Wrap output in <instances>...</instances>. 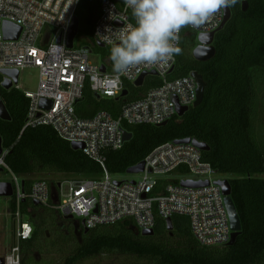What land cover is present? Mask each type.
I'll use <instances>...</instances> for the list:
<instances>
[{"label": "built area", "instance_id": "1", "mask_svg": "<svg viewBox=\"0 0 264 264\" xmlns=\"http://www.w3.org/2000/svg\"><path fill=\"white\" fill-rule=\"evenodd\" d=\"M81 0H0V69H20L33 65L39 70L37 90L23 92L29 99L23 128L49 126L57 136L67 142L80 143L81 151L101 168L94 178L72 177L57 183L52 197L46 180H34L28 192L20 188V180L3 161L0 168L11 176L15 211V238L4 264H21L19 243L30 239L33 223L20 211V203L28 198L39 205L58 210L64 216L82 220L87 229L98 225H112L131 221L138 230L153 229L157 218L164 224L174 215L186 216L194 239L202 246L226 245L231 230L224 207L220 186L209 176L216 172L203 160L201 152L192 143L167 141L154 147L140 162L143 170L136 179H117L105 164V152L119 150L126 140L124 132L133 125H160L176 114L179 106L191 107L196 99V82L191 73L169 80L168 72L174 67L175 55L160 63L145 64L129 70L127 75L117 74L106 62L93 64L89 54L96 43L110 48L119 31L133 23L131 10L124 0H101L94 21L92 40L86 45L66 46L67 34ZM223 19L221 9L199 27V33L215 31ZM18 25L21 30L16 39H7L3 23ZM181 36V32L179 34ZM61 42L57 43V37ZM105 71L100 70L101 66ZM147 75L141 86L135 81ZM1 82L3 81V75ZM148 76L160 80L144 92H137ZM0 82V85H1ZM88 84L92 94L104 99H123L116 117L99 110L89 118L81 117L76 106L83 99ZM13 88V87H12ZM18 89V83L14 85ZM123 90L127 94L120 97ZM134 91V92H133ZM134 93L136 99H125ZM41 99L50 101L49 108H40ZM116 99V100H118ZM174 172H186L190 179L171 180ZM208 181L199 187L183 186L182 181ZM162 181V182H161Z\"/></svg>", "mask_w": 264, "mask_h": 264}, {"label": "trees", "instance_id": "2", "mask_svg": "<svg viewBox=\"0 0 264 264\" xmlns=\"http://www.w3.org/2000/svg\"><path fill=\"white\" fill-rule=\"evenodd\" d=\"M100 1L81 0L79 3L76 12L79 45L92 40ZM246 1L245 11L241 0L229 7L230 18L215 33V55L208 61L199 62L192 56L197 45L196 31L189 26L181 29L178 44L181 51L175 54L174 67L167 79L198 72L206 83L202 102L189 107L183 116L175 115L165 125L128 126L131 139L121 149L105 152L108 171L125 174L159 144L186 138L205 142L209 148L201 152L203 160L209 162L214 171L232 176L228 179L231 197L241 221V232L235 243L202 246L192 236L188 218L174 215L172 231L166 230L164 222L157 218L154 234L142 236L133 222L120 221L98 225L86 233L80 231L79 239L68 240L70 244L59 249L52 244H59L56 239L63 235L54 233L59 229L54 230L56 217L51 213L44 218L41 214L40 221L34 224L32 236L22 244V258L24 254L29 257L26 262L23 259L22 264H36L32 253L65 254L62 262L44 258L37 264H80L83 260L106 255L132 257L134 264H264V178L259 177L264 173V156L252 137V83L255 73L264 69V0ZM130 18L134 23L132 15ZM92 50L102 53L104 58L110 54L108 47L94 45ZM1 79L0 75V82ZM159 83L155 76H148L136 91L144 92L150 85ZM0 97L11 117L9 121L0 119V136L3 149L7 151L3 161L12 173L19 177L47 172L82 178L100 175L101 168L94 160L81 150H73L70 143L59 138L51 127L23 128L29 99L22 91L14 87L4 90L0 86ZM83 97V103L78 104L76 110L85 118L99 110H106L116 117L123 102V99H97L88 84ZM136 97L132 93L125 100ZM22 179L26 193L34 180ZM28 203L32 205L28 199L20 203L22 213H26ZM9 210H15L12 200Z\"/></svg>", "mask_w": 264, "mask_h": 264}, {"label": "clouds", "instance_id": "3", "mask_svg": "<svg viewBox=\"0 0 264 264\" xmlns=\"http://www.w3.org/2000/svg\"><path fill=\"white\" fill-rule=\"evenodd\" d=\"M134 23L125 25L109 40L113 71L127 75L145 64L164 62L181 49V29L199 27L237 0H124Z\"/></svg>", "mask_w": 264, "mask_h": 264}, {"label": "rangeland", "instance_id": "4", "mask_svg": "<svg viewBox=\"0 0 264 264\" xmlns=\"http://www.w3.org/2000/svg\"><path fill=\"white\" fill-rule=\"evenodd\" d=\"M80 37H75V44L80 42ZM89 60L93 64H101V62L104 60V56L102 53L92 50V52L89 54ZM38 81H39V70L36 66L29 65L26 66L19 71L18 76V89L22 92H32L34 93L37 90L38 87ZM253 116H252V122H253V131H252V137L254 139V142L258 148V150L262 153L264 156V69L263 71H257L255 73V77L253 80ZM115 178L117 179H127L132 180L136 179L138 177L137 173H125V174H113ZM29 179L32 180H46L48 183H56L63 179H69L74 176H71L69 174H58V173H35L26 175ZM230 175L228 174H222L219 172L212 173L209 178L211 180H221V179H229ZM259 177L264 178V173L259 175ZM11 176L6 171L0 172V180L1 181H9ZM194 178L191 174H188L186 172H174L169 176V179L171 180H181V179H190ZM8 204H9V198L7 197H0V258H4L8 253L10 252L11 247L13 246L15 242V221L8 210ZM32 211L38 213L39 216L34 218L30 212H28V216H30V220L36 224L39 222V217L42 215L44 218L45 215L51 214L52 210L47 209L45 207L39 206L34 207L32 205H28ZM60 216L64 215L59 212ZM62 218H58L56 221V227L54 230L59 229V231H54L56 236H59V233H61L63 236H59L56 240H59L60 243L54 242L52 244V247L62 249L64 247H67L70 243L68 240H74L79 239L80 230H78V227L75 226L76 219H65L62 220ZM49 221V219H47ZM74 224V225H73ZM51 232V231H49ZM43 243V242H42ZM45 245V243H43ZM72 247V244L70 245ZM51 247V248H52ZM42 249V248H41ZM39 252V250H37ZM25 255V254H24ZM23 258L21 256V264L22 260L24 259V262H26L27 258H29L27 255ZM31 255V253H30ZM35 254L32 253V256ZM65 255V254H63ZM63 255H52L51 259L55 260V258H58L59 261L62 260L60 256ZM48 260V257H43ZM62 262V261H60ZM134 259L132 257L127 256H121V255H106V256H98L93 257L87 260H83L80 262V264H134ZM58 263V262H57Z\"/></svg>", "mask_w": 264, "mask_h": 264}, {"label": "water", "instance_id": "5", "mask_svg": "<svg viewBox=\"0 0 264 264\" xmlns=\"http://www.w3.org/2000/svg\"><path fill=\"white\" fill-rule=\"evenodd\" d=\"M241 5H242V10L245 11L247 9V1L246 0H241ZM223 10V19L222 22L220 23L219 27L210 33H199L197 34V45L193 48L192 50V56L195 60L199 62H205L210 60L211 58L214 57L215 55V48L213 46V40L215 33L219 30H221L225 23L228 21L230 18L231 12L229 7H225L222 9ZM21 28L18 25L4 22L3 23V33L5 38L7 39H16L20 33ZM79 31V20L77 16L73 17L72 23L70 25L68 34H67V40H66V46L68 48L73 47V40L74 38L78 35ZM57 43L61 42V37L58 36L56 39ZM96 45L100 48H104L105 46L101 43H96ZM100 70L102 72L105 71L104 65L101 66ZM173 68L168 72L171 73ZM0 75H3V81L1 82V87L4 90H10L14 85L18 83V76H19V71L17 69H0ZM147 75H155V72H149V73H143L136 81L135 85L136 86H141L143 83L144 78ZM191 76L195 79L196 82V99L192 105V107L198 106L204 97V89L206 86V83L202 76L196 72L193 71L191 72ZM127 94V90H123L120 97H123ZM96 98H99L98 94H94ZM118 99V98H116ZM173 101L176 104V114L177 116H183L188 110V107L185 106H179L177 104L176 98L173 97ZM50 106V101L46 99H41L39 102V107L40 108H49ZM0 119L4 121H9L11 119L10 114L8 110L6 109V106L0 97ZM167 122H163L160 125H165ZM159 125V126H160ZM132 137V134L130 132L125 131L124 132V139L126 141H129ZM176 143H192L194 146H196L200 151H206L208 150L209 146L205 142L198 141L196 139L192 138H186V139H180V140H175ZM71 148L73 150H81L83 148V145L80 143H71L70 144ZM3 153V146H2V138L0 136V156ZM144 163L139 162L138 164L131 166L126 170L127 173H139L143 170ZM1 170V168H0ZM214 183L218 186H220L222 194L224 195L223 202H224V207L227 213L228 221H229V227L231 230V237L229 242L226 244L227 246H231L235 243L237 236L241 232V221L240 217L238 214V211L235 207V204L233 202V199L231 197V186L228 181V179H221V180H216ZM22 184V183H21ZM183 186L187 187H199L203 185H207L208 181H193V180H187V181H182L181 183ZM13 194L12 190V185L10 182H0V197H11ZM34 205H38L39 203L37 201H33ZM68 218H71V216H68ZM81 225L84 227L83 221H81ZM166 225V230L172 231L173 230V224L171 219H167L165 222ZM88 229L84 227V232H87ZM139 234L142 236H152L154 234L153 229H147V230H141L138 231ZM0 264H4V259L0 258Z\"/></svg>", "mask_w": 264, "mask_h": 264}, {"label": "crops", "instance_id": "6", "mask_svg": "<svg viewBox=\"0 0 264 264\" xmlns=\"http://www.w3.org/2000/svg\"><path fill=\"white\" fill-rule=\"evenodd\" d=\"M78 44V43H77ZM93 48V47H92ZM105 48V47H104ZM102 62H106V63H108L109 65H110V68L111 69H113V67H112V63L109 61V57L108 56H106L105 58H104V60L102 61ZM93 96H94V94H93ZM95 97V96H94ZM97 99H104V98H97ZM83 100H84V97H83V99L82 100H80L79 102H78V104H81V103H83ZM77 104V105H78ZM76 108H77V106H76ZM76 112H77V110H76ZM78 114V113H77ZM57 135V134H56ZM2 171H4L3 169H1L0 170V172H2ZM58 174H62V173H58ZM19 177V176H18ZM22 178H27V179H29L28 177H19V180H20V188H21V190L23 191V188H24V182H23V179ZM11 179V178H10ZM0 182H10L11 183V180H9V181H1L0 180ZM22 183V184H21ZM58 183V182H57ZM57 183H50L49 182V184H50V189H51V193H52V197L53 198H55L54 197V194H55V191H56V188H57ZM12 185V184H11ZM30 189V188H29ZM29 189H28V191H29ZM12 190H13V187H12ZM7 198H9V203H10V201L12 200L13 201V194H12V196L11 197H7ZM26 199H28V198H26ZM23 201H25V199L23 200ZM23 201H21V202H23ZM28 201H30V203L33 205V206H37V207H39V206H41V205H34L33 204V201H31V200H29L28 199ZM28 205H29V203H28ZM27 205V207H26V213H23L24 215H26L27 217H28V219L30 220V216H28L27 214H28V212H30L31 213V215L34 217V218H36V214H35V212L34 211H32L31 210V208L29 207ZM42 207H44V206H42ZM8 210H9V204H8ZM15 208H16V206H15ZM45 208H47V207H45ZM47 209H50V210H52L51 212L55 215V217H56V221L58 220V218H64L63 216H60L59 215V211L58 210H55V209H51V208H47ZM10 211V210H9ZM15 211V210H14ZM13 211V212H14ZM13 212H10L11 213V215H12V217H13ZM69 215H67L66 217H68ZM71 219H76V220H78L80 223H81V221L82 220H79V219H77V218H75V217H72L71 216ZM31 221V220H30ZM32 222V221H31ZM33 223V222H32ZM165 225V224H164ZM33 226H34V223H33ZM137 228V227H136ZM165 228H166V225H165ZM81 229H83V230H81ZM78 230H80V231H82L83 233H86V232H84V227L81 225V227H79L78 228ZM138 231H141V230H138ZM47 234H48V230H47ZM15 235V234H14ZM15 239V242H14V244L13 245H15L16 243H17V240H16V238H14ZM25 241H22V242H20L19 243V246H20V250L22 249V244L24 243ZM35 255L33 256V260H34V262H35V256H38L39 257V259L40 260H43L44 258L43 257H48V260H52L51 259V256L52 255H43V254H40V253H34ZM37 257V258H38ZM60 258H62L63 259V256H60ZM52 261H55V262H57V261H59V259L58 258H55V260H52ZM36 263V262H35ZM37 264V263H36Z\"/></svg>", "mask_w": 264, "mask_h": 264}, {"label": "flooded vegetation", "instance_id": "7", "mask_svg": "<svg viewBox=\"0 0 264 264\" xmlns=\"http://www.w3.org/2000/svg\"><path fill=\"white\" fill-rule=\"evenodd\" d=\"M110 55V54H109ZM109 55H108V57H109ZM109 61L111 62V60L109 59ZM112 63V62H111ZM65 219H68V217H66V216H64V218L63 219H61V222H62V220H65ZM71 219V218H70ZM77 221V220H76ZM74 225V224H73ZM75 226H77L78 228L79 227H81V223L79 222V221H77V222H75ZM81 230H83V229H81ZM38 256H35V262L36 263H39V262H41V260L39 259V257L37 258ZM22 259V258H21ZM45 261V260H44Z\"/></svg>", "mask_w": 264, "mask_h": 264}]
</instances>
